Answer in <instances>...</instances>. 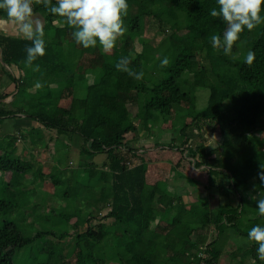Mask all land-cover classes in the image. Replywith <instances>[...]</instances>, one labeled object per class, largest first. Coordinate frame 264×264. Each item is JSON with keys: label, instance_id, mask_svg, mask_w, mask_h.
<instances>
[{"label": "rangeland", "instance_id": "374dc122", "mask_svg": "<svg viewBox=\"0 0 264 264\" xmlns=\"http://www.w3.org/2000/svg\"><path fill=\"white\" fill-rule=\"evenodd\" d=\"M161 1L163 0H155L153 3L152 0H141L140 7L153 9L154 5ZM34 7L37 8V5ZM133 13L137 12L133 11ZM40 14L39 10H36L34 18L40 20ZM165 15L170 17L169 31L166 34L161 33L155 23L148 24V21H154L152 17L148 16L138 19L139 34L130 32L131 26L134 25V28L138 29L139 27H135L133 17L126 16L124 21L127 32L117 41L116 47L111 52H105L99 46L94 49H84L77 45L72 38V30L66 25H62L59 17L53 16V24L43 25L44 39L53 46L58 62L66 64L62 69L51 68L50 64L54 62L41 58H38L33 64V67L39 65L38 71L25 68L23 61L26 56L9 55L6 57L4 55L1 57L2 48L0 47V94L8 95L7 98H2L0 101H5L8 104L7 109L23 113L18 114V119L14 122L6 120L3 123V134L10 135L22 124L23 129L16 131V138L11 140V136H7L0 141V154L5 153L6 158L10 161H17L16 155L29 154L33 156V160L30 158L26 160H31L34 164L24 177L31 182L18 189L10 174L0 172V199H4V194L11 196L13 193L15 194L16 205L19 203L20 208L10 213L9 217L14 219L23 236H33L39 230L57 232L59 228L65 229V219L72 226H76L79 219L76 205L83 208V212L87 208L91 209L89 210L90 214H85V216L100 218V187L104 184L100 168L106 162L105 159L102 163L103 156L107 157L108 153H85L88 155L84 157L82 177L80 181L75 182L73 187L69 186L67 175L71 169L70 162L73 164L82 163L81 157L77 154L79 146L76 145L74 138L78 137L84 141L83 149L94 148L95 145L91 139H97V134L100 131L99 128L94 129V126H100L102 122L100 120V123L94 124L95 116L88 120L84 93L89 85L96 83L99 78L101 79L110 71L116 70V64L121 56L132 57V59L139 56L141 60L134 70L143 71L144 75L141 80H136L124 72H118L116 76L113 75L110 78V82L117 87L113 103L117 134L121 142L124 141L128 144L127 146L132 148V151L128 153V159L133 163V166L144 165L150 184L154 183L159 187L161 183L158 180L168 178L169 182L178 188L176 191L156 192L158 197H162V202L165 204L174 200V204H176L174 194L182 193L181 187L178 185L184 181V184L193 181L192 183L200 185L193 191L204 190L189 199L187 204L189 220L196 222L204 209L203 204L212 207V212H215V207L218 204L241 200L244 211L251 218L257 217L264 224V217H259L256 203L251 199L252 196L264 192V184L256 174H251V172L256 173L262 165L248 160L249 157L254 158L257 155L252 150L264 149V115L255 121V128L244 135L239 142L236 139L226 138L225 135L229 131L222 132L217 124L210 125L203 119L207 115L208 106L205 98L201 97L199 88L197 89L194 84V74L188 71L189 64L185 66L184 73L179 79V84L183 91H187V95L179 99L177 104L170 109L164 105L163 100L167 97L166 95L160 96V94L166 92L162 83L163 79L168 76L169 65L161 67L160 62L164 57H168L170 61L171 56L189 54L193 40L192 34L182 27V19L172 6L166 8ZM8 34V29L0 28L1 36ZM133 43L136 48H132ZM197 44L208 46L206 39H202L200 44ZM150 48H153L152 55L143 59L142 55ZM222 56L221 51L214 50L210 46V58L214 62L220 61ZM4 62L9 63V66ZM17 71V77L21 79V83L14 86ZM38 81L43 84L40 89L35 87ZM113 108L109 107L112 111ZM111 110L108 120L113 118ZM223 112L227 116L235 118L232 127L243 125L245 122L243 117L236 116L230 109H223ZM29 115L34 118H29ZM36 118L45 122L60 120L65 126L57 125V128L63 132L53 131L51 135L46 133L44 123L41 124ZM188 123H191L192 126L188 129V134H184L183 129ZM33 125L40 126L32 130L35 128ZM196 125L202 127L201 132L198 131ZM52 129L53 127L46 128L50 132ZM20 132L22 133L20 134ZM19 135L25 136V140H20ZM29 140L39 147L27 150L23 142H29ZM185 142L186 147L183 145ZM134 149L141 150L136 152ZM99 153L100 158L98 159ZM50 156L56 162V156L61 157L56 168L51 165L54 162L49 161ZM45 157L49 159L46 160ZM90 159L95 161L94 164ZM187 170L192 172L191 176L185 174ZM225 170L233 172L234 176ZM48 175H53L56 183L52 189L47 191H52L54 201L60 200L61 203L54 202L53 199L47 200V194L42 192L45 189L38 187L33 180L35 177ZM209 176L217 177L218 181L224 182L228 177H231V181L235 183L241 181L242 183L237 187L236 196L218 193L215 188L212 191H216V194L207 188ZM234 191L235 189L231 187L230 192ZM194 199L201 201H196L195 205ZM29 201L37 203V207L22 209ZM187 201L188 198H186ZM156 203L155 198L146 197V212L149 210L148 207H153ZM73 209L75 211H72ZM58 215H61L59 224L56 219ZM52 219L56 221L52 222ZM92 222L94 221L92 220ZM165 223L167 225H164ZM107 228L109 229V227ZM170 228V221H163L157 226V230L163 233ZM76 230L78 231L79 228ZM77 231L72 232V235H58L62 240L46 236L28 243L16 253L15 264H74L77 259V249L73 244ZM213 231L212 229L206 234V241L224 247L219 262L229 260L236 262L235 264H247L244 263V246H236L237 241L233 238L234 236L242 237V235L234 234L231 230L229 235L220 233L217 236L213 234ZM116 233L118 235L117 245H121L124 233H121L119 229L116 230ZM191 237L195 239V233H192ZM138 242L139 237H132L126 249L130 250ZM80 245L83 247L82 242ZM250 254L254 256L257 253ZM116 256L117 254L112 258H116ZM155 256L156 250L148 255L149 259H153ZM198 256L206 259L204 253L199 252ZM80 257H82L81 254ZM108 263L120 264L117 260L116 262L110 260Z\"/></svg>", "mask_w": 264, "mask_h": 264}, {"label": "trees", "instance_id": "16d2710c", "mask_svg": "<svg viewBox=\"0 0 264 264\" xmlns=\"http://www.w3.org/2000/svg\"><path fill=\"white\" fill-rule=\"evenodd\" d=\"M152 1L155 3V0ZM127 3L129 5L127 16L135 9L137 13L133 15V19L135 27H139L138 29L134 28V25L131 26L130 32H140L137 21L142 16H148L154 19V21H148V24L155 23L159 31L166 34L169 31L170 17L165 15V10L172 6L182 19V27L193 36L189 54L170 57L168 76L163 79L162 83L166 92L160 94V96L166 95L167 98L163 101L168 109L187 95V91H183L181 88L179 79L184 73L185 66L189 64L188 71L194 74V84L197 89L199 88V93L201 97L205 98L208 106L207 115L203 117L208 124H217L222 132L229 131L225 135L226 138L236 139L237 142L255 128V121L264 115V24L250 32L245 29L240 34V39L235 43L232 54L226 56L223 54V50L219 49L218 51L223 54L222 59L214 62L210 58L211 36L217 34L222 37L226 27L219 18L210 15L213 8H218L216 0H163L155 4L153 9L141 8V0H127ZM36 10H39L48 24L53 22V15L43 6L37 5V8L34 7V12ZM261 14L264 15V12ZM200 37L203 38L200 39ZM202 39L207 40L208 46L200 44ZM30 43L10 30L8 35H0L2 56L25 57V47L30 46ZM249 51L255 53V59L250 66L244 63V58ZM122 57L126 56H121L120 59ZM148 57V55H142L143 59ZM140 60L139 56L132 59L130 67L136 69ZM192 63L193 65H191ZM118 72L121 71L116 69L103 76L99 83L100 94L95 97L94 92V95L85 101L88 120L95 116L94 124L100 123V120L102 122L100 126H94V129H100L97 139H91L95 147L86 148V152L82 153H108L106 162L100 168V173L104 177V184L100 187V218L81 215L76 226H72L65 219V229L59 228L57 232L39 230L33 236H23L14 219L9 217L10 213L20 208V204L16 205L14 193L12 196L4 194V199H0V264H15L16 253L28 243L46 236L62 240L59 236L72 235V232L77 231V228L79 230L74 235L75 242L73 244L77 249V259L74 264H109L110 260L115 262L117 260L120 264H198L200 261L198 253L203 251L208 253L207 264H218L224 247L207 242V233L213 229L214 235L219 236L220 233L229 235L232 230L234 234L242 235L246 239L247 232L253 226H264L257 217L251 218L244 211L241 200L218 204L215 207V212H212V207L203 204L204 209L195 223L186 219L185 215L189 216L187 206L189 199L197 194L190 192V184L193 181L181 187L182 193L174 194L176 204H174V200L165 204L162 202V197H158L156 192L176 191L178 188L172 185L168 178L159 179L158 181L161 183L159 187L154 183L150 184L144 165L133 166V163L128 159V153L132 151V148L127 146L128 144L124 141L121 142L117 134V122L113 108L115 88L117 87L110 82V78L113 75L116 76ZM93 97L95 98L93 99ZM2 98H6V95L0 94V100ZM110 106L113 111L109 109ZM7 108L8 104L5 101H0V116L2 117L0 123L11 118V111ZM223 109H230L236 116L243 117L245 119L243 125L232 127L235 118L227 116ZM110 110L113 118L108 120ZM29 117L34 118L33 116ZM36 120L39 119L36 118ZM40 121L44 123L45 128H57V125L65 126L60 120ZM202 125L204 127V124ZM190 126H192L191 123L185 125L184 134H188ZM196 128L198 131H202L200 125H196ZM34 129L36 128L32 130ZM16 135V131L10 135H1L0 130V141L7 136H11L12 140L16 138ZM24 137L19 135L20 140H25ZM23 143L28 145V149L39 147L30 140ZM183 145L186 147V142ZM252 151L257 155L254 158L249 157L248 160H253L252 162L264 166V149ZM16 159L17 161H10L6 158L5 153H1L0 172L10 174L12 178L25 177L34 164L31 160H26L20 155H16ZM262 166L256 173L251 172V174H256L258 177V173L264 171ZM225 171L234 176L233 172ZM185 174L191 176L192 172L187 170ZM209 178L207 188L211 191L217 188L218 193H225L227 196L237 194V187L242 183L241 181L237 183L231 181V177H228L225 182L218 181L217 177L209 176ZM178 187L180 186L178 185ZM231 187L235 189L234 192H230ZM212 192L217 194L216 191ZM148 196L155 198L157 203L153 207H148L149 210L146 212L145 201ZM186 198H188L187 202ZM36 207L37 203L29 201L22 209H35ZM55 221L52 219V222ZM163 221L171 223V228L165 233L157 230V226ZM57 223L59 224V221ZM117 229L124 233L121 245H117ZM201 230L206 233L202 234ZM192 233H195V239L191 237ZM132 237H139V242L127 250L126 247ZM244 248V263L253 264L255 261V264H264V261L257 258V254L254 256L250 254L256 252L255 244H246ZM153 250H156V256L149 259L148 255ZM80 254L82 257L79 258ZM116 254V258H112Z\"/></svg>", "mask_w": 264, "mask_h": 264}, {"label": "clouds", "instance_id": "9594fccd", "mask_svg": "<svg viewBox=\"0 0 264 264\" xmlns=\"http://www.w3.org/2000/svg\"><path fill=\"white\" fill-rule=\"evenodd\" d=\"M216 4L218 8H213L210 15L219 18L226 27L222 37L217 34L211 36V44L214 49H222L223 54L229 56L245 29L250 32L264 24V15L261 14L264 12V0H216ZM34 5H41L51 15L59 17L62 25L72 30L75 43L84 49L99 46L105 52H111L117 41L127 32L124 21L129 10L127 0H55V3L53 0H0V13H3L0 15V28L13 31L31 42L30 46L25 47L26 58L23 63L25 68L34 71L39 70V65L33 67L34 62L46 54L44 27L38 18H34ZM254 59L255 53L249 51L244 63L250 66ZM131 63L132 57H122L116 68L136 80H141L143 71H135L130 67ZM169 63L168 57H164L160 66L167 67ZM35 87L40 89L43 84L38 81ZM258 177L264 184V171L259 172ZM251 199L255 201L259 215L264 217V192L252 196ZM235 240L243 244L255 243L257 258L264 261V226H253L247 232L246 239L236 236Z\"/></svg>", "mask_w": 264, "mask_h": 264}, {"label": "crops", "instance_id": "0c3cea01", "mask_svg": "<svg viewBox=\"0 0 264 264\" xmlns=\"http://www.w3.org/2000/svg\"><path fill=\"white\" fill-rule=\"evenodd\" d=\"M134 12H135V9L133 10ZM133 11L131 12V14L129 15V16H131V17H133V15L135 14V13H133ZM40 16H41V14H40ZM40 21H41V23L43 24V25H45L46 23H48L42 16L40 17ZM50 24H53V22H51ZM151 25V24H150ZM138 34H139V32H138ZM156 34V33H155ZM45 46H46V54L43 56V57H40L41 59H43V60H45V61H47L48 59H50V61L51 62H54V63H52V64H50V67L51 68H53V69H62L63 67H65V65L66 64H64V63H59L58 62V60H57V58H56V53H55V50H54V48H53V46L51 45V44H49V43H47V41H45ZM132 48H136L135 46H134V43L132 44ZM209 49H210V47H209ZM153 50V48H150L149 50H148V52H146V53H144L143 55H148V56H150V55H152V53H151V51ZM215 50V49H214ZM1 56H2V53H1ZM8 66H9V64H7ZM17 75H18V71H17V73H16V80H15V84H14V86H17L18 84H20L21 83V79L20 78H18L17 77ZM99 83H100V78L96 81V83H94V84H91V85H89L88 87H87V89H86V91H85V93H84V95H85V98L86 99H88V98H90V97H92L93 95H94V92H95V97H97V95L98 94H100V87H99ZM13 85H12V83H11V87H12ZM8 97V95H6V98ZM95 97H93V99L95 98ZM12 98H13V96H12ZM18 114H23V113H17V114H13V113H11V118L10 119H6V120H9V121H11V122H14L15 120H17L18 118H17V116H19ZM30 118V117H29ZM2 119V117H0V120ZM32 119V118H31ZM6 120H4V122L6 121ZM41 124H43V122H41L40 120H38ZM4 122H2V123H0V130H1V135H4L3 133V123ZM38 126H40V125H38ZM38 126H35V125H33V127H35V128H37ZM43 126H44V124H43ZM21 129H23V124L22 125H20V128L19 129H15L16 131H20ZM59 128H53L52 129V131L50 132V131H47L46 130V128H45V131H46V133H48V134H52V132L53 131H56L57 133H59V131L62 133L63 132V130H58ZM22 132H20V134H21ZM74 141L76 142V145H78L79 146V148L77 149V154L81 157V162L82 163H72V162H70L69 163V166L71 167V169H70V171H69V173H68V175H67V180H68V184H69V186L70 187H73L74 185H75V182L76 181H80V179H81V177H82V173H83V162H85L84 160H85V155H88V154H83L82 155V152L83 151H85L86 152V148L85 149H83L82 148V145L84 144V141L82 140V139H80V138H78V137H75L74 138ZM26 145V144H25ZM26 148H27V150H28V145H26ZM141 149H138V151H140ZM134 151H136L135 149H134ZM138 151H136V152H138ZM141 154V153H140ZM52 155V154H51ZM94 155V154H93ZM21 156V155H20ZM24 157V159H28V158H30V159H32L33 160V156H30L29 154H27V155H24L23 156ZM97 158L99 159L100 158V153H99V155H97ZM45 159L46 160H48L49 158L48 157H45ZM106 159V156H103V162L102 163H104V160ZM56 160H57V162H60L61 161V157L60 156H56ZM49 161H53L54 163L53 164H51ZM49 161H47L49 164H51L53 167H55L56 168V166H57V162L56 161H54L53 159H52V157L50 156V160ZM90 161L94 164V160L93 159H90ZM86 177H88V175L86 174ZM12 178V177H11ZM12 180L16 183V186H17V189L19 188V187H21V186H23L24 184H27V183H30L31 181L29 180V179H27V178H24V177H20V176H18V177H16V178H12ZM34 182L36 183V185L38 186V187H43L45 190H43L42 192H44V193H46L47 194V200L48 199H53V201H54V197H53V193H52V191H50V192H48L47 190H49V189H52V187H53V185H54V183H56V179H55V177L53 176V175H48V176H39V177H35L34 179ZM32 180V181H33ZM35 180H37V181H35ZM184 183H185V181L181 184V185H179L180 187H182L183 185H184ZM198 187H200V185L197 183H192V185L190 186V192H192L193 190H195L196 188H198ZM204 189H198V191H193V192H196V193H200L201 191H203ZM196 201H198V202H200L201 200H199V199H194L193 200V203L196 205L197 203H196ZM54 202H59V203H61V201L59 200V201H54ZM77 209H78V216H81V215H85V214H88V212H89V210H91L90 208H87L84 212H83V208H80V207H78L77 205L75 206ZM48 210H51V209H48ZM72 211H75L74 209L72 210ZM60 216L61 215H58L57 217H56V219H58V221L60 222ZM185 218L186 219H189L188 218V216L187 215H185ZM164 225H167L166 223L164 224ZM231 238H232V236H231ZM234 239H235V236L233 237ZM244 238V237H243ZM245 239V238H244ZM241 245H243L244 247H246V244H243V243H239V242H237L236 243V246H238V247H240ZM222 258V257H221ZM227 260V259H226ZM236 262H232V261H229V260H227V262H224V261H220L219 262V264H235Z\"/></svg>", "mask_w": 264, "mask_h": 264}, {"label": "built area", "instance_id": "2783aa9c", "mask_svg": "<svg viewBox=\"0 0 264 264\" xmlns=\"http://www.w3.org/2000/svg\"><path fill=\"white\" fill-rule=\"evenodd\" d=\"M201 253H204L206 255V259H207L208 253H206L205 251H203ZM206 259L204 260V259L200 258V261L198 264H207Z\"/></svg>", "mask_w": 264, "mask_h": 264}]
</instances>
